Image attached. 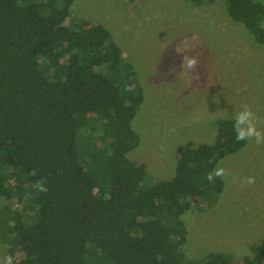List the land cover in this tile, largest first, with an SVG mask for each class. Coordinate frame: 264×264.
<instances>
[{"label": "trees", "instance_id": "1", "mask_svg": "<svg viewBox=\"0 0 264 264\" xmlns=\"http://www.w3.org/2000/svg\"><path fill=\"white\" fill-rule=\"evenodd\" d=\"M77 1L0 0L7 256L14 264H264V240L239 258L188 253L186 209L202 196L218 201L226 181L211 183L208 173L248 144L235 139L233 117L216 120L213 143L178 148L173 178H154L129 157L141 142L133 120L145 100L136 66L103 23L72 22ZM224 3L264 44V3Z\"/></svg>", "mask_w": 264, "mask_h": 264}, {"label": "rangeland", "instance_id": "2", "mask_svg": "<svg viewBox=\"0 0 264 264\" xmlns=\"http://www.w3.org/2000/svg\"><path fill=\"white\" fill-rule=\"evenodd\" d=\"M72 10V22L107 26L136 66L145 100L133 120L141 142L129 157L145 163L154 178H173L178 148L213 143L216 120L245 105L264 130V44L233 20L224 0L204 7L191 0H78ZM184 56H197V69H183ZM221 167L236 182L229 175L217 202L202 196L184 214L193 258L215 251L251 255L264 240V143L248 140ZM248 177L255 183L245 184ZM9 203L0 196V210ZM8 249L0 233V264ZM20 260L19 253L15 263Z\"/></svg>", "mask_w": 264, "mask_h": 264}, {"label": "clouds", "instance_id": "3", "mask_svg": "<svg viewBox=\"0 0 264 264\" xmlns=\"http://www.w3.org/2000/svg\"><path fill=\"white\" fill-rule=\"evenodd\" d=\"M199 63L200 61L197 56H184L182 68L186 70H195L197 69ZM233 119L235 139L237 141L254 139L257 144L264 143V130H261L257 127V124L259 123V117L255 112H253L250 106L245 105L242 110L235 112ZM229 175L232 176V182H236L238 179L236 174L230 173L228 170L222 167L209 172L207 179L209 182L214 183L216 178L227 179ZM244 183L249 185L254 184L255 177H248ZM3 264H14L13 257L10 255L5 256Z\"/></svg>", "mask_w": 264, "mask_h": 264}]
</instances>
